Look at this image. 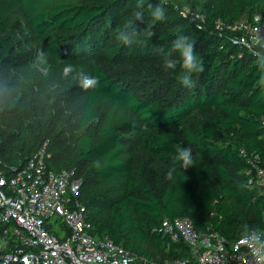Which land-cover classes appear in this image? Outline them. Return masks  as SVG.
Segmentation results:
<instances>
[{
  "label": "trees",
  "instance_id": "16d2710c",
  "mask_svg": "<svg viewBox=\"0 0 264 264\" xmlns=\"http://www.w3.org/2000/svg\"><path fill=\"white\" fill-rule=\"evenodd\" d=\"M133 6L134 0H0V88L3 67L19 54L7 33L14 17L34 34L40 53L85 66L72 86L82 100L77 115L65 105L56 111L53 100L28 94L27 85L18 94L22 110L0 107V168L10 175L45 142L49 167L72 171L69 182L80 180L76 198L94 237H109L145 264H192L188 246L162 231L165 218L187 216L196 230H215L228 242L248 228H264V192L247 173V156L264 166V92L256 87L260 71L253 50L229 27L264 13V0H205L200 20L168 0L165 21H153L145 7L144 21L136 24L155 33L147 47L115 38L114 29L131 18ZM177 35L190 36L204 61L193 88L163 66ZM109 54L135 75L98 62ZM85 76L98 77V84L90 87ZM140 87L158 93L149 97ZM175 144L191 147L193 166L184 169L172 159ZM47 228L64 235L58 217L47 220Z\"/></svg>",
  "mask_w": 264,
  "mask_h": 264
},
{
  "label": "built area",
  "instance_id": "2783aa9c",
  "mask_svg": "<svg viewBox=\"0 0 264 264\" xmlns=\"http://www.w3.org/2000/svg\"><path fill=\"white\" fill-rule=\"evenodd\" d=\"M182 14L202 19L198 12L183 9ZM229 27L239 31L238 41L253 50L256 38L264 39V13ZM49 157L44 142L10 175L0 168V264H145L142 256L109 237L92 235L85 206L76 198L80 180L69 182L72 171L50 168ZM247 161L248 181L264 192V166L248 156ZM57 217L65 227L63 236L47 228V220ZM162 224L168 238L188 246L192 264H264L242 238L247 233L228 242L215 230H196L187 216L165 218ZM173 264L189 260L176 259Z\"/></svg>",
  "mask_w": 264,
  "mask_h": 264
},
{
  "label": "rangeland",
  "instance_id": "374dc122",
  "mask_svg": "<svg viewBox=\"0 0 264 264\" xmlns=\"http://www.w3.org/2000/svg\"><path fill=\"white\" fill-rule=\"evenodd\" d=\"M168 1L181 5L185 10L198 12L199 6L205 0ZM7 33L14 35L13 53L19 52V54L17 58L12 59L9 66L3 67L4 84L0 88V107L4 104L15 105L16 109L22 110L24 100L18 99V94L27 85L30 88L28 94H32L33 90L35 96H40V100L46 99L49 102L53 100V107L56 111L61 113L65 105L69 113L77 115L80 112L82 100L79 97V87L72 86L78 85L76 81L78 77L85 75V66L62 64L40 53L41 44L28 26L17 17L11 21ZM98 62L120 75L125 73L135 75L133 71H130L128 64H121V61L113 59L111 54L101 57ZM64 89L65 92L56 93ZM138 90L140 93H147L149 97H154L158 93L154 87H140ZM62 99H66L63 104ZM3 115L4 118L8 117L5 113ZM61 118V116H55L54 119L59 121Z\"/></svg>",
  "mask_w": 264,
  "mask_h": 264
},
{
  "label": "clouds",
  "instance_id": "9594fccd",
  "mask_svg": "<svg viewBox=\"0 0 264 264\" xmlns=\"http://www.w3.org/2000/svg\"><path fill=\"white\" fill-rule=\"evenodd\" d=\"M166 5L167 0H158L155 4L146 2V0H134V11L131 14V18L114 29L115 38L125 45L136 44L140 47H147L155 33L150 29L137 27L136 22L144 21L143 10L145 7L149 10L153 21H165L167 19ZM129 34H133L131 41L129 40ZM175 53L179 54L178 59L173 58ZM252 54L256 57V66L260 71L256 87L264 92V39L256 38ZM163 66L165 70L172 72L177 81L185 88L195 87L196 81L193 80V75L205 71L203 58L197 53L195 43L188 35H177L172 41L171 49L164 57ZM83 79L86 80L90 87L96 86L99 82V78L94 76H85ZM173 148L172 159L181 162L184 169L196 163L191 147L175 144ZM168 175L171 176V171ZM246 232L247 235L242 236V238L246 239L248 246L254 253L258 254V259L264 261V231L248 228Z\"/></svg>",
  "mask_w": 264,
  "mask_h": 264
}]
</instances>
